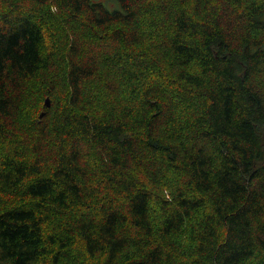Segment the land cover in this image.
<instances>
[{
	"label": "trees",
	"instance_id": "16d2710c",
	"mask_svg": "<svg viewBox=\"0 0 264 264\" xmlns=\"http://www.w3.org/2000/svg\"><path fill=\"white\" fill-rule=\"evenodd\" d=\"M0 264H264V0H0Z\"/></svg>",
	"mask_w": 264,
	"mask_h": 264
},
{
	"label": "water",
	"instance_id": "95a60500",
	"mask_svg": "<svg viewBox=\"0 0 264 264\" xmlns=\"http://www.w3.org/2000/svg\"><path fill=\"white\" fill-rule=\"evenodd\" d=\"M45 105L46 107H48L50 105V100L48 97L45 98ZM43 115V111L39 114V116H42Z\"/></svg>",
	"mask_w": 264,
	"mask_h": 264
}]
</instances>
